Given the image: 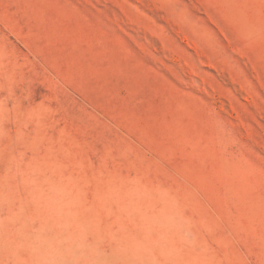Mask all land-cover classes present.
<instances>
[{
	"label": "rangeland",
	"instance_id": "1",
	"mask_svg": "<svg viewBox=\"0 0 264 264\" xmlns=\"http://www.w3.org/2000/svg\"><path fill=\"white\" fill-rule=\"evenodd\" d=\"M0 264H264V0H0Z\"/></svg>",
	"mask_w": 264,
	"mask_h": 264
}]
</instances>
